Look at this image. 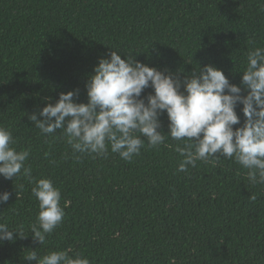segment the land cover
<instances>
[{"label":"trees","instance_id":"trees-1","mask_svg":"<svg viewBox=\"0 0 264 264\" xmlns=\"http://www.w3.org/2000/svg\"><path fill=\"white\" fill-rule=\"evenodd\" d=\"M258 46L264 0H0V126L17 150H30L32 177L50 178L66 205L43 246L31 235L4 242L0 264H36L22 258L29 247L72 249L91 264H264V185L248 182L234 160L177 172L174 146L183 142L170 138L173 148L145 143L131 161L94 158L74 154L62 133L41 135L29 119L61 91L78 88L86 102V81L111 47L181 78L212 63L239 84ZM161 121L169 131L166 112ZM33 186L0 176V192L11 193L0 222L23 225L26 235L38 213Z\"/></svg>","mask_w":264,"mask_h":264},{"label":"clouds","instance_id":"clouds-1","mask_svg":"<svg viewBox=\"0 0 264 264\" xmlns=\"http://www.w3.org/2000/svg\"><path fill=\"white\" fill-rule=\"evenodd\" d=\"M199 65L181 78L180 73L150 66L128 53L122 56L111 47L86 81V102L79 101L78 88L61 91L54 103L49 99L29 119L43 136L62 133L74 154L107 158L111 152L131 161L145 143L151 148H173L166 143L170 138L183 142L174 146L182 157L177 172L195 168L198 161L217 163L224 157L234 160L252 185H264V47L247 52L239 84L231 82L215 64ZM148 88L154 91L142 95ZM238 107L243 113L242 123ZM165 112L167 132L162 131ZM29 156V149L17 150L11 130L0 126V176L29 180L34 185L32 196L38 201L29 234L23 225L12 227L0 222V245L31 235L34 243L43 246L65 216L60 188L50 178L32 177L31 168L26 166ZM10 196L8 191L0 192V204ZM16 196L19 198L17 190ZM251 199L256 200V196ZM28 249L22 258L36 264H91L87 256L72 249L43 255L38 248Z\"/></svg>","mask_w":264,"mask_h":264}]
</instances>
